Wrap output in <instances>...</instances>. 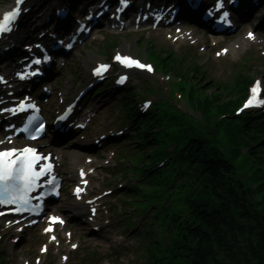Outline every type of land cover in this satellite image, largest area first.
<instances>
[{"label":"trees","instance_id":"trees-1","mask_svg":"<svg viewBox=\"0 0 264 264\" xmlns=\"http://www.w3.org/2000/svg\"><path fill=\"white\" fill-rule=\"evenodd\" d=\"M191 83L190 102L199 105L205 118L213 112L227 113L235 102L221 97V88L209 90L194 72L180 70ZM205 82V81H204ZM203 102V103H200ZM157 127L158 123H152ZM226 146L221 148L209 127L184 125L181 139L189 140L180 159L190 167L184 175L193 181L184 197L188 217L176 222V234L168 247L167 264H264V156L260 141L249 134L245 122H224ZM251 147L250 159L257 169L256 191L236 176L233 165L239 156L231 153ZM220 147V148H219ZM254 194L258 196L255 198Z\"/></svg>","mask_w":264,"mask_h":264},{"label":"snow or ice","instance_id":"snow-or-ice-1","mask_svg":"<svg viewBox=\"0 0 264 264\" xmlns=\"http://www.w3.org/2000/svg\"><path fill=\"white\" fill-rule=\"evenodd\" d=\"M22 2L23 0H16L17 4ZM120 2L124 6H127L126 0H120ZM222 7L223 5L220 0H217L215 10L220 11ZM117 10L119 11L121 9ZM18 13L19 9H14L11 12L5 13L3 19L0 20V35L6 34L12 30L13 22L17 19ZM208 15H213V12L209 11ZM228 15L229 13L224 11L221 18H226ZM249 38H252V33H249ZM69 47H71V45H69ZM48 59L49 57H44L45 61ZM115 59L128 68L135 67L138 69L152 71L151 67L148 65H145L128 56H121L118 54ZM34 63L40 64L41 60L37 59ZM101 69L106 70L107 66L101 65L100 68L96 69L95 74L99 75ZM23 78L24 77L21 76V79ZM123 79L124 77H121V80L118 82H123ZM251 92L252 96L245 103L244 107L248 108L250 106L264 105V100H259L257 104H253L254 100H257L260 92L259 82L253 86ZM4 111L13 112L14 110L5 109ZM43 159L45 158L37 155L35 150L31 148H24L22 150H0V205H15V211L17 212L27 208L30 201L28 194L34 190L36 180L41 174L51 170V165L42 167L39 172L34 170L36 163ZM80 191L81 190L79 188L76 189L77 193ZM49 221L52 224H63V220L59 217H50ZM46 231H51V229H46Z\"/></svg>","mask_w":264,"mask_h":264},{"label":"rangeland","instance_id":"rangeland-1","mask_svg":"<svg viewBox=\"0 0 264 264\" xmlns=\"http://www.w3.org/2000/svg\"><path fill=\"white\" fill-rule=\"evenodd\" d=\"M114 101V100H113ZM112 101V102H113ZM112 106H114V109L116 108V105L115 103L112 104ZM127 147V146H125ZM243 167V165L241 166V168ZM239 176H241L240 173H238ZM154 190H158L160 191V195L162 196L160 199H158L156 202H155V205L158 207V212L159 211H162L159 219L165 217L166 213L168 215H171L175 209V202H172V204L168 203V197H166V192L162 189V187H155ZM173 190L170 191V193L172 192ZM173 198H175V195L173 196ZM137 200H139V203L142 204V205H146L149 203V201L151 200V197L149 194H143L142 192L139 193L138 197H137ZM166 204V206H165ZM167 207V210L165 211L164 208ZM160 220L158 222H155L154 226L157 227L158 224H159ZM81 240H82V244H83V248H89L90 250L93 249L94 247H98L100 244L103 245V248H101V250H98L95 252V254H102L104 252V249L108 248L109 247V244L107 242H104V241H98V240H93V239H90L88 237H81ZM137 242V241H136ZM87 255H83L81 254V252L79 253V258H83L86 262H88L87 258H86ZM77 262V258L73 260V263Z\"/></svg>","mask_w":264,"mask_h":264},{"label":"bare ground","instance_id":"bare-ground-1","mask_svg":"<svg viewBox=\"0 0 264 264\" xmlns=\"http://www.w3.org/2000/svg\"><path fill=\"white\" fill-rule=\"evenodd\" d=\"M240 44H242V42H239ZM4 46H8V44H5ZM11 47V46H10ZM128 47V46H127ZM14 49V48H13ZM150 50H152V48L150 49ZM70 160L72 161V162H75L76 160H77V158L76 157H70ZM77 217V216H76ZM78 218V217H77Z\"/></svg>","mask_w":264,"mask_h":264}]
</instances>
